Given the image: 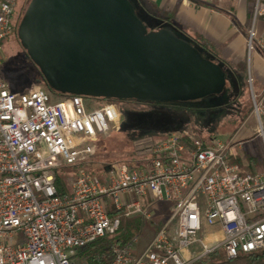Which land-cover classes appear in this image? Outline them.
I'll use <instances>...</instances> for the list:
<instances>
[{"label":"built area","instance_id":"2783aa9c","mask_svg":"<svg viewBox=\"0 0 264 264\" xmlns=\"http://www.w3.org/2000/svg\"><path fill=\"white\" fill-rule=\"evenodd\" d=\"M16 12V0H0V61ZM247 44L249 52L256 44L264 52L254 25ZM248 83L264 146V94L250 74ZM120 117L113 102L88 108L80 95L54 101L40 87L15 93L0 78V264H79L80 248L115 234L122 216L150 217L148 207L158 201L173 204L168 222L139 255L137 237L114 247L110 264H194L264 249V170L241 171L232 161V150L241 148L234 138L187 145L173 133L140 143L137 155L151 156L143 166L114 164L102 176L81 167L71 191L60 194V166L94 154L98 137Z\"/></svg>","mask_w":264,"mask_h":264},{"label":"water","instance_id":"95a60500","mask_svg":"<svg viewBox=\"0 0 264 264\" xmlns=\"http://www.w3.org/2000/svg\"><path fill=\"white\" fill-rule=\"evenodd\" d=\"M18 37L53 92L199 102L227 73L170 27L149 30L131 0H30Z\"/></svg>","mask_w":264,"mask_h":264},{"label":"trees","instance_id":"16d2710c","mask_svg":"<svg viewBox=\"0 0 264 264\" xmlns=\"http://www.w3.org/2000/svg\"><path fill=\"white\" fill-rule=\"evenodd\" d=\"M136 12L143 19L149 30H157L162 27H170L176 34L196 46L202 54L218 63L227 73L226 90L221 95H211L199 102H154L140 101L136 99L120 100L110 98H99L106 103H116L120 109L125 105L137 115H147L153 118L154 125L143 128L127 130L121 127L112 129L109 133L100 135L96 140V151L86 156L75 164H62L57 171V190L60 194L71 191L70 179L74 178L81 167L88 171L103 175L108 172L114 164H127L130 168H139L150 161L151 156H139L135 152L134 143L146 136L152 141H157L175 131L184 135L187 145H191L194 139H203L206 143L221 134H229L234 128L241 124L253 108L251 92L248 83V70L246 63H234L224 57L222 51L209 39L192 31L175 19L172 12L163 10L149 0H131ZM28 0L20 9H26ZM17 12H20L17 9ZM17 12L14 16V31L2 41V50L5 44L17 37ZM21 64L9 58L7 65L0 61V78L8 82L10 89L15 93L24 90L33 81L42 82L48 91L44 76L39 67L31 60L24 50ZM32 79H34L32 81ZM255 92L259 91L254 83ZM51 91V90H50ZM55 95L70 96L53 92ZM91 98V97H84ZM138 116V118H139ZM156 117V119H155ZM158 118V119H157ZM114 136L128 138L120 141L117 146H112L110 139ZM263 148V146H262ZM246 151L244 159L232 158L238 162L243 173L264 170V154ZM156 205L158 209L152 211ZM151 216L138 214L130 217L122 216L121 224L115 234H109L80 248L76 255L79 264H110L114 256V247L124 246L135 237L138 238L134 254H140L150 244L153 238L164 227L173 214V204L167 201L152 202L148 207ZM110 214H113L110 212ZM176 227L172 223L171 230ZM149 239L144 240L148 237ZM194 264H264V250L249 254H241L235 258L225 255L214 256L195 262Z\"/></svg>","mask_w":264,"mask_h":264},{"label":"crops","instance_id":"0c3cea01","mask_svg":"<svg viewBox=\"0 0 264 264\" xmlns=\"http://www.w3.org/2000/svg\"><path fill=\"white\" fill-rule=\"evenodd\" d=\"M27 1L16 0L17 9ZM149 1L172 12L178 22L211 40L224 57L237 64H249L248 75H253L258 94H264V52L256 44V50L248 60L250 52L247 44L252 25L257 37L264 36V0Z\"/></svg>","mask_w":264,"mask_h":264},{"label":"rangeland","instance_id":"374dc122","mask_svg":"<svg viewBox=\"0 0 264 264\" xmlns=\"http://www.w3.org/2000/svg\"><path fill=\"white\" fill-rule=\"evenodd\" d=\"M18 10L20 12H17V20L15 22V24L17 26V37L14 36L11 41H9L5 44V47L3 48V50H1V57H3L5 59L4 61L2 60V65H4V66L7 65V62H9V58L16 60L20 64H21V61L24 59V57L22 58V55H24V50L26 51V49L22 46L21 41L18 37V28H19L20 22L22 20V17L24 15L26 9L22 10V9H20V6H19ZM255 50L256 49H254L253 51H251L248 54V60H251V57H252ZM246 67L248 70H250L249 64L246 63ZM253 74H254V71H253ZM0 75H1V72H0ZM252 78L254 79L253 75H252ZM33 80L34 79H32V81ZM36 87L46 89L42 82L33 81V82H31V84H29V86L24 91H27V90H30V89L36 88ZM46 90H48V89H46ZM50 94H51L52 100H54V101L63 98L60 95L53 94L51 91H50ZM85 102H86V105L88 108H97V107H100L102 104L106 103V101L99 99V98H85ZM252 109H251L250 113L248 114V116L246 117V119L241 124H239L236 128H234V130L231 133L220 135V137L234 138L237 141L241 142V146H238L241 148H234L232 150L233 158L241 156L244 159L245 155H247L245 153L246 151H249L250 153H253V151H255L261 155L264 154V146H263V143H262L260 136H258V133H257L256 121H255L254 116L252 115ZM120 111H121V117H120V119H119V121L115 127L116 129L118 127H121V128L127 129V130H131V129H137L138 130L139 128L154 125V123H155L153 118L148 117L147 115L139 116L135 112L129 110L127 108V106L125 107V105L120 109ZM138 116H139V118H138ZM155 119H156V117H155ZM115 128H113V129H115ZM173 133H180V132L175 131ZM121 140L127 141L128 138H119V136H114L112 139H110V142H111L112 146L114 147V146H117L116 144L119 143ZM151 141H152V139L150 136H146V137H143V138L137 140L134 143L135 152H137V145L138 144L149 143ZM262 146H263V148H262ZM158 206H160V205L154 206L152 211L158 209ZM204 235H205L204 232H202V236H204ZM149 237H150V234L148 235V237L144 238V240L149 239ZM136 247L137 246H135V248ZM196 248H197V246H194V247H192V250H195ZM263 250L264 249H262L260 251H263ZM135 255H138V254L136 253Z\"/></svg>","mask_w":264,"mask_h":264}]
</instances>
